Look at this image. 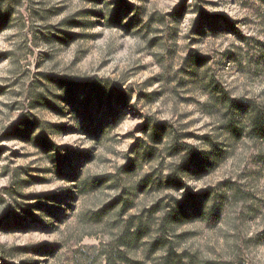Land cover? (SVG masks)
I'll return each instance as SVG.
<instances>
[{
	"label": "rangeland",
	"instance_id": "rangeland-1",
	"mask_svg": "<svg viewBox=\"0 0 264 264\" xmlns=\"http://www.w3.org/2000/svg\"><path fill=\"white\" fill-rule=\"evenodd\" d=\"M264 0H0V264H264Z\"/></svg>",
	"mask_w": 264,
	"mask_h": 264
},
{
	"label": "trees",
	"instance_id": "trees-1",
	"mask_svg": "<svg viewBox=\"0 0 264 264\" xmlns=\"http://www.w3.org/2000/svg\"><path fill=\"white\" fill-rule=\"evenodd\" d=\"M253 129L258 135L264 134V120L260 114H257L252 119Z\"/></svg>",
	"mask_w": 264,
	"mask_h": 264
}]
</instances>
